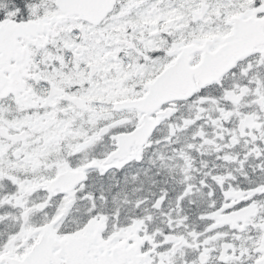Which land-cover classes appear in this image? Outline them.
Listing matches in <instances>:
<instances>
[{"label":"snow or ice","instance_id":"1","mask_svg":"<svg viewBox=\"0 0 264 264\" xmlns=\"http://www.w3.org/2000/svg\"><path fill=\"white\" fill-rule=\"evenodd\" d=\"M0 264H264V0H0Z\"/></svg>","mask_w":264,"mask_h":264}]
</instances>
